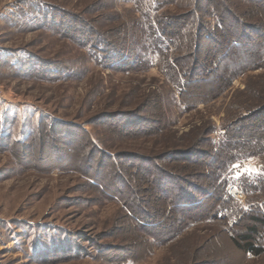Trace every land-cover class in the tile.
<instances>
[{
  "label": "rangeland",
  "instance_id": "374dc122",
  "mask_svg": "<svg viewBox=\"0 0 264 264\" xmlns=\"http://www.w3.org/2000/svg\"><path fill=\"white\" fill-rule=\"evenodd\" d=\"M15 1L0 0V48L23 49L33 66L49 69L48 76L41 68L23 77L0 65V114L7 113L0 116V126L11 132L0 137V264H111L119 253L134 259L127 264H264V250L246 253L235 243L247 231L246 214L233 225L209 215L220 202L218 183L206 164L216 157L212 138L224 139L222 123L229 125L245 109L264 105L262 67L245 66L230 84L218 83L246 63L250 48L264 46V0L220 1L241 16L246 13L243 19L251 29L238 20L247 43L212 64L216 39L223 36L203 32L188 64L179 67L186 80L183 92L174 80L177 73L170 71V59L178 53L175 44L168 42L169 60L125 69L94 59L76 42L75 29L83 24L87 30L89 23L125 48L131 60L156 61L160 51L152 39L160 29L151 24L162 12L191 17L186 0H167L158 13L150 0H44L57 8L61 23L33 28L3 19ZM253 4L260 9H250ZM179 21L175 17L174 23ZM187 31L176 40L186 41ZM196 66L202 67L200 75L192 71ZM39 115L43 129L33 121ZM237 129L228 134L249 136ZM29 131L34 136L14 142ZM234 164L231 169L238 171L227 190L245 205L248 196L238 178L244 172L264 175V156ZM98 177L100 183H89ZM178 196L200 204L185 212L175 203ZM260 210L249 215L261 216ZM54 239L60 243L51 248ZM259 245L264 248V241Z\"/></svg>",
  "mask_w": 264,
  "mask_h": 264
},
{
  "label": "trees",
  "instance_id": "16d2710c",
  "mask_svg": "<svg viewBox=\"0 0 264 264\" xmlns=\"http://www.w3.org/2000/svg\"><path fill=\"white\" fill-rule=\"evenodd\" d=\"M166 1L167 0H150L151 10L153 11V13H158L164 7ZM186 1L187 5H189L190 7V10H192L191 17H182L183 15H172L174 17L170 18L169 15H165V13L162 12L157 14L151 24L152 29L155 30L157 25L160 29V35L158 36L159 39L157 37H154L152 39V44L155 51H160L158 53L160 54L159 59L156 60L157 62L152 59L139 60V58H137L136 60H131L132 57L130 56L129 52L125 50V48L119 49L117 46L119 45V43L111 40L109 37H106L102 32H99L97 27H95L94 25L91 26V24L89 23H86L87 30L82 27L83 24H81L75 29V32L79 31L78 33L76 32L75 36L77 37H75V40L83 48H86L89 54L94 59H99V62H116V64H118L120 68L123 67L125 69L131 68V65L137 62L141 66L146 67L158 62L160 63V59L163 57L164 59L169 60V50L167 45H169L168 42H171L177 46L178 53L170 59V71L174 74L177 73L178 78H175L174 80L176 81V83H178V85H180L181 91L183 92L186 80L183 74L181 73L179 67L182 64H188L189 55L193 53L192 51L196 50V48L199 46L201 42L200 37L204 36V33H207L208 36L210 35L214 37L217 35L223 36V38L219 40L216 39V47H214L213 49V57L215 58L214 61H209L213 64L216 62V60L220 59L218 57H226L230 49L233 50V52H239L244 48L245 43H247L245 38L246 36L248 37V34L243 30H240V21L243 22L244 20L243 23L247 27H244L246 31L248 28H252L251 26H249L250 24H247L246 20L243 19L246 13L241 16L238 11L235 10L234 12L233 10H230L226 2L220 4L221 0ZM216 3L218 4V6L216 5ZM230 4L235 5L236 9H242L235 2H231ZM262 5L264 6V2ZM253 8H256V10L260 9L258 7V4H253L250 6V9ZM56 9L57 8L54 9L53 5H50L44 0H17L11 5L9 14L4 15L3 19L10 22L11 25H13L14 27L25 28L40 27L41 25L48 23L53 24L54 22L55 24H60L61 20H58L56 18V13L54 12L56 11ZM243 12L245 11L243 10ZM262 13L263 12L261 8L260 15H262ZM175 17L180 19V21L176 24L174 23ZM186 18L188 19L187 21L184 20ZM238 18H240V21L238 20ZM48 20H51L52 22H49ZM190 21L194 22H192L191 27L188 28L187 25L188 23H190ZM253 27H256V25H253ZM83 29L84 31L82 32ZM261 29L264 30L263 28ZM184 30H188L186 35L187 40L185 41L184 39H182L178 42L176 40V37H178L179 34ZM54 31L61 33L60 31H63V29L58 30L57 28L56 30L54 28ZM261 34L264 36V32ZM159 40L163 41V43L165 42L166 45L162 47L161 44L158 42ZM256 46H258V44ZM30 55L31 54H29L23 49H8L6 47L0 48V65L3 69L7 68L9 70H12L23 77H26L30 73L32 74L35 71L40 73L41 68L44 71V75L48 76L49 68H44L42 66L41 68H36L35 66H33L34 59L31 58ZM247 56L248 59L246 58V63H242V65L240 63L239 66L234 69V72L230 70L231 72H229L227 76H222L221 78H218L219 82L216 80L218 83L221 84L220 86L230 84L232 79L235 78V74L239 76L241 73L244 72L243 67L245 66L252 65L254 68H264V46H262L261 49H259L258 47L257 50H253L250 48ZM36 64L37 63H35V65ZM200 68L202 67H193L192 71L195 74L200 75V71H202ZM37 69H39V71ZM219 89H221V87H219ZM244 109L245 108H243V110ZM262 109H264V105L259 106L256 110H253L251 112L245 109L244 113H240V116L237 115L236 119L232 121L231 124L227 125L222 123L221 134L223 135L224 139H221L216 142L214 138H212L211 142L212 144L215 143L214 145L217 148L215 154L216 157L212 160L206 161V164L209 165L210 169H212L211 177L213 181L215 182V184L218 183V194H216V200L220 202L219 207H213V211L209 215L214 219L227 218L228 222L233 225L235 224V222H238V219H240L246 214L251 224L248 223L246 225L247 231L241 234L239 238L235 240V243L239 248L246 251V253L253 252L255 253V255H260L264 250V248L259 245L261 244V242L264 241V233L260 231L261 227L264 228V213L261 216H259L258 214L249 215V213L253 210L261 211V208L264 209V200H261V198L264 196V175L252 174L247 172L240 174V177L238 178V183L242 184L243 190L247 193L248 196L245 205L240 203L227 190V186L230 184V177L233 175V173L238 171L235 169H231L232 165L237 160L253 156H264V110L262 111ZM6 114L7 113L4 110H1V117H6ZM26 119L24 125H27L29 122V118ZM42 120L43 118H41V115L37 116L36 118H33L34 122H37L39 126L41 125L39 127L40 129L44 128V126H42L43 124H41ZM242 121L247 122L245 124H240L242 123ZM236 125H238L237 130L249 133V136L244 137L240 134H233L230 136L228 134L231 132L230 129L233 130ZM82 128L84 133L89 132L84 126H82ZM25 131L26 130L23 129L22 133L24 134ZM215 131L216 127L214 128L212 133H214ZM9 133L11 132H7V128H5L4 126H0V137L5 138L6 136L10 135ZM23 134L19 138L16 137L14 139V142L22 143L23 140L26 141L32 136H34V132L30 134V131L26 136H23ZM96 148L99 147L96 146ZM98 151L108 158L111 157L114 160L117 159L115 155L103 151L101 148H99ZM159 169L161 170L162 168L159 167ZM164 170L166 169H163V171ZM100 180L101 177H98L96 179L92 178L89 183L97 185V183H100ZM181 194L182 193L180 192V195ZM186 200L187 198H185L184 200L183 197L178 196V199L175 202L179 206H183L182 209H184L185 212L189 211V209H191L197 203L200 204L199 200H197L196 202L193 201L192 203ZM202 215L203 213L200 214V216H197L196 218L199 219ZM142 221L146 222L148 225L152 224L150 221L147 220ZM190 222V220L187 221L185 224H183V227L189 225ZM178 231L179 229H176L173 232L174 234H177ZM48 232L54 233L55 231L49 230ZM38 235L37 237H39ZM53 242L54 243L52 245L54 246H50L51 248H56L60 243L57 239H54ZM55 251L56 250H54L52 254H54ZM120 254L121 253L116 254L114 258L109 259V261H111V264H127L129 262L132 263V261H134V259L129 257L128 255V257L125 258Z\"/></svg>",
  "mask_w": 264,
  "mask_h": 264
},
{
  "label": "snow or ice",
  "instance_id": "6c2138e0",
  "mask_svg": "<svg viewBox=\"0 0 264 264\" xmlns=\"http://www.w3.org/2000/svg\"><path fill=\"white\" fill-rule=\"evenodd\" d=\"M233 167H234V168H240L241 165H239V164H234ZM262 167H264V166H262ZM247 170H248V169H245V171H247ZM256 171H259V169H257Z\"/></svg>",
  "mask_w": 264,
  "mask_h": 264
},
{
  "label": "built area",
  "instance_id": "2783aa9c",
  "mask_svg": "<svg viewBox=\"0 0 264 264\" xmlns=\"http://www.w3.org/2000/svg\"><path fill=\"white\" fill-rule=\"evenodd\" d=\"M258 169H260V167H258Z\"/></svg>",
  "mask_w": 264,
  "mask_h": 264
}]
</instances>
